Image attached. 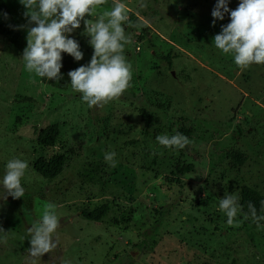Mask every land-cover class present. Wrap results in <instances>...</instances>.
<instances>
[{
	"label": "rangeland",
	"instance_id": "1",
	"mask_svg": "<svg viewBox=\"0 0 264 264\" xmlns=\"http://www.w3.org/2000/svg\"><path fill=\"white\" fill-rule=\"evenodd\" d=\"M120 2L132 36L125 47L131 87L103 106L89 108L71 84L60 91L43 83L0 36V181L9 160L28 163L24 196L0 199V264H264V227L258 230L243 212L230 226L219 209L225 192L242 187L264 201V65L240 69L234 54L214 46L213 37L230 22L226 14L212 25L217 0ZM24 11L19 3L13 15L26 37ZM83 33L82 21L67 34L83 52L80 61L61 54L71 70L93 54ZM51 124L60 129L56 145L39 148L35 132ZM177 131L192 143L177 150L155 139ZM113 151L115 167L104 159ZM55 153L68 154V161L46 180L32 165ZM49 202L59 221L57 247L32 258L28 229ZM103 204L109 211L100 222L83 217V210ZM256 209L264 216V207Z\"/></svg>",
	"mask_w": 264,
	"mask_h": 264
},
{
	"label": "clouds",
	"instance_id": "2",
	"mask_svg": "<svg viewBox=\"0 0 264 264\" xmlns=\"http://www.w3.org/2000/svg\"><path fill=\"white\" fill-rule=\"evenodd\" d=\"M19 3L25 9L23 16L27 21L22 59L29 73L58 82L62 79V53L76 61L83 59L78 41L67 35L79 29L83 21V34L90 37L88 43L93 54L89 63L67 73L73 91L80 93L82 101L92 108L107 104L131 87V63L125 55V47L132 43V36L124 27L128 21L124 3L113 0L111 9L95 19H86V16L93 17L94 10L106 0H19ZM228 4L229 0H217L211 12L213 26L217 20L223 21L226 14L230 20L221 25L212 43L224 54H234V63L240 69H247L252 64L264 65V0H239L234 10ZM144 6L141 3V7ZM7 15L3 13L5 18ZM155 139L159 145L177 150L192 143L178 131L174 135H157ZM115 156L114 151L105 153L104 159L111 167L116 166ZM27 168V161L18 158L7 162L0 181V199L24 196L21 178ZM240 199L238 192H225L224 197L219 198V209L227 216L230 226L243 211ZM261 205L264 207V201ZM55 208L53 203H47L41 218L28 229L30 247L27 253L32 258H41L57 247L53 239L59 226ZM247 208L243 218L247 220L250 215L258 230L264 227L259 223L264 216L257 215L254 204L249 201ZM0 232H4L3 228Z\"/></svg>",
	"mask_w": 264,
	"mask_h": 264
},
{
	"label": "trees",
	"instance_id": "3",
	"mask_svg": "<svg viewBox=\"0 0 264 264\" xmlns=\"http://www.w3.org/2000/svg\"><path fill=\"white\" fill-rule=\"evenodd\" d=\"M19 4V0H0V36L4 38L9 44H11L20 54L23 53V49L26 47V37L24 36L21 28L19 27L13 13ZM3 13H7V18L3 16ZM130 20L134 19L132 14L129 15ZM165 60L168 62L169 67L172 66V59L166 57ZM61 75L62 79L58 82L55 80H47L42 78V82L46 85L55 88L60 91H65L70 85V78L67 73L71 70L67 64H62ZM162 108V104L158 105ZM140 114L144 118H149L147 111L144 107L140 108ZM36 145L39 148H51L56 145L58 137L60 135V129L57 124H51L47 127L35 132ZM72 153V151L70 152ZM68 161V154L55 153L48 158H38L33 162V170L39 176L46 180H53L57 178L64 170ZM240 203L243 205V213L248 212L247 204L252 202L256 208L262 207L261 195L253 189L248 187H242L240 189ZM258 210V209H256ZM109 207L103 204L91 211H82V215L85 219L94 222H100L108 213ZM258 212V211H257ZM230 264H237L235 260H232Z\"/></svg>",
	"mask_w": 264,
	"mask_h": 264
}]
</instances>
